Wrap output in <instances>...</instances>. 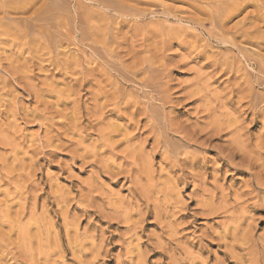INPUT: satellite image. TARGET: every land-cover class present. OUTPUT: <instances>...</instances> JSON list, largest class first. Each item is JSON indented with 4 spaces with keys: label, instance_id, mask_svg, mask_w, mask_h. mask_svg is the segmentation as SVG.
<instances>
[{
    "label": "rangeland",
    "instance_id": "rangeland-1",
    "mask_svg": "<svg viewBox=\"0 0 264 264\" xmlns=\"http://www.w3.org/2000/svg\"><path fill=\"white\" fill-rule=\"evenodd\" d=\"M28 1L0 0V264H264V9Z\"/></svg>",
    "mask_w": 264,
    "mask_h": 264
},
{
    "label": "bare ground",
    "instance_id": "bare-ground-1",
    "mask_svg": "<svg viewBox=\"0 0 264 264\" xmlns=\"http://www.w3.org/2000/svg\"><path fill=\"white\" fill-rule=\"evenodd\" d=\"M27 1H28V0H27ZM30 1H31V0H29L27 3H30ZM32 1H34V0H32ZM32 1H31V2H32ZM220 1H224V2L226 1V2H227L228 0H220ZM235 1H237V2H234V1H233V2H234V5H235V3H236V7H237L236 9H237V10H240L239 8L244 7V6H245L244 4H247L248 2H250V3H248V4H252V3H254V2L251 3V1H256V2H257V6H258L260 9L255 5V3H254V6H256L259 10L264 9V0H235ZM238 1H239L241 4L238 3ZM224 2H223V3H224ZM216 3L218 4L219 2H216ZM220 3H221V2H220ZM237 3H238V5H237ZM31 5H32V4H31ZM219 5H220V4H219ZM223 5H224V4H223ZM234 5H232V6H234ZM248 6H251V5H248ZM238 7H239V8H238ZM29 8H30V7H29ZM219 8H220V7H219ZM21 9H22V8H21ZM21 9H20V10H21ZM24 9H25V8H24ZM24 9H22V10H24ZM234 9H235V7H234ZM117 10H118V9H117ZM257 11H258V10H257ZM37 12H39V11H37ZM263 12H264V11H263ZM260 13H262V12H260ZM258 14H259V12H258ZM226 15H227V14H226ZM261 15H262V17H264V13L261 14ZM248 17H249V15H248ZM248 17L246 16V20H247ZM260 17H261V16H260ZM226 18H227V17H226ZM250 19H251V20L255 19L256 21H259V20H260L259 17H258L257 15H256V16H253V17H250L249 20H250ZM261 19H262V18H261ZM256 21H255V22H256ZM249 22H251V21H249ZM257 26H258V25H254V24H253L251 28H253L254 30H257ZM2 28H3V27H2ZM253 29H252V30H253ZM1 30H2V31H3V30L5 31V29H1ZM243 30H244V29H243ZM7 31H8V30H7ZM221 31H223V30H221ZM5 32H6V31H5ZM33 32H34V31H33ZM239 32H240V31H239ZM239 32H238V34H239ZM241 32H242V31H241ZM254 32H256V31H254ZM220 33H222V32H220ZM243 33H244V35H245L246 37H248L247 39H249V37L252 35V32H250L249 29H248V31H246V30L243 31ZM234 34H235V33H234ZM12 35H13V34H12ZM222 35H223V34H222ZM236 35H237V33H236ZM244 35H243V36H244ZM254 35H255V36H253V39H252V40H256L257 42H259V40L262 39L260 34H258V35H257V34H254ZM239 36H240V35H239ZM44 38H45V37H44ZM242 38H243V37H242ZM251 38H252V37H251ZM16 39H17V37H16ZM245 39H246V38H245ZM260 62H261V61H260ZM143 63H144V62H143ZM261 64H262V63H261ZM262 65H263V64H262ZM143 66H144V64H143ZM263 67H264V66H263ZM142 68H143V67H142ZM151 68H152V67H151ZM151 68H145V69L148 70V69H151ZM137 69H138V68H137ZM135 70H136V69H135ZM147 70H146V71H147ZM152 70H153V69H152ZM139 72H140V71H139ZM150 73H152L151 70H150ZM151 76H152V75H151ZM144 77H145V76H144ZM144 77H143L142 79H144ZM152 77H153V76H152ZM152 77H151V78H152ZM151 78H150V79H151ZM142 79H141V80H142ZM144 80H145V79H144ZM151 80H152V79H151ZM147 82H148V80H147L145 83H147ZM149 83H150V82H149ZM151 83H153V82H151ZM147 84H148V83H147ZM154 84H155V83H154ZM144 85H145V84H144ZM144 85H143V87H144ZM149 85H150V84H149ZM151 85H152V84H151ZM147 86H148V85H147ZM151 87H152V86H151ZM149 88H150V86L148 87V89H149ZM152 88H154L153 90H155L154 85H153ZM152 88H150V89H152ZM153 90H152V91H153ZM157 90H158V89H157ZM114 97H115V96H114ZM146 97H147V96H146ZM163 102H164V101H163ZM116 103H117V102H116ZM204 110H205V109H204ZM204 112H205V111H204ZM150 113H151V110H150ZM153 113H154V112H153ZM210 113H211V112H210ZM208 116H209V115H208ZM155 118H156V117H155ZM156 119H157V118H156ZM150 120H152V119H150ZM215 127H216V126H215ZM170 128H171V127H170ZM199 128H200V127H199ZM217 129H219V128H216V131H217ZM170 130H171V129H170ZM202 130H203V132L200 131V133H204V129H202ZM205 130H206V128H205ZM219 130H220V129H219ZM177 131H179V130H177ZM177 131H176V132H177ZM181 131H182V130H181ZM189 131H190V130H189ZM196 131H197V130H196ZM187 132H188V130H187ZM190 132H191V131H190ZM206 132H207V131H206ZM211 132H212V131H211ZM217 132L220 133V131H217ZM217 132H216V133H217ZM234 132H235V131H234ZM192 133H194V131L191 132V134H192ZM208 133H209V137H208V138H210L211 135L214 136L212 133H210V132H208ZM219 133H218V134H219ZM231 133H232V132H231ZM181 134H182V133H181ZM188 134H189V133H188ZM195 134H196V133H195ZM195 134H194V135H195ZM232 134H233V133H232ZM185 136H187V135L185 134ZM185 136H183V137H185ZM190 136H191V135H190ZM192 136H193V135H192ZM195 136H196V135H195ZM212 136H211V137H212ZM197 137H199V136H197ZM215 137H216V136H215ZM215 137H213V138H215ZM217 137H218V136H217ZM208 138H207V139H208ZM194 139H195V137H194ZM194 139H193L192 137H185V138H184V140H187V142H188V140H189V142H191V141L194 140ZM196 139H197V138H196ZM196 139H195V141H196ZM205 139H206V138H205ZM205 139H204V140H205ZM211 139H212V138H211ZM181 140H183V139H181ZM207 141H208V140H207ZM182 142H183V141H182ZM193 142H194V141H193ZM197 142H198V141H197ZM197 142H196V143H197ZM204 142H205V141H204ZM208 142H209V141H208ZM206 143H207V142H206ZM209 143H210V142H209ZM228 143H231V142L229 141ZM179 144H180V143H179ZM179 144H178V145H179ZM188 144H190V143H188ZM201 144H202V143H201ZM225 144H226V143H225ZM243 144H244V146H243ZM243 144H242V141L239 140V137H238V136L235 137V138H233V139H232V144H231V146L234 145V147H233L234 149H233L232 147H231V149H233L234 151H233V152H230L228 149H226V150H228V151L230 152L229 155H228V157H226V159H228V158H229V159H232V158H235V157H237V156H239V157H240V156H241V157L244 156V157H247V158H248V161H247V162L250 163V165H251V163H252V162H250L251 160H253V163H254V164L257 163V160H258V159H257V156H258L259 154H258L257 152H255V150H254V151H252V150H248L247 147H245V142H244ZM182 145H183V144H182ZM229 145H230V144H229ZM246 145H247V144H246ZM165 146H167V145L165 144ZM165 146H164V148H165ZM185 146H186V145H185ZM188 146H189V145H188ZM208 146H209V145H208ZM223 146H224V145H223ZM176 147H179V146H176ZM180 147H181V145H180ZM248 147H249V146H248ZM166 148H167V147H166ZM183 148H184V147H183ZM226 148H227V146H226ZM229 148H230V146H229ZM180 149H182V147H181ZM221 149H222V148H221ZM250 149H251V148H250ZM254 149H256V148H254ZM173 150H174V149H173ZM175 150H176V149H175ZM219 150H220V149H219ZM226 150H223V151L226 152ZM176 151H177V150H176ZM170 152H173V151H170ZM258 152H259V151H258ZM182 153H183V152H182ZM219 153H220V151H219ZM226 153H227V152H226ZM260 154H261V153H260ZM171 155H172V154H171ZM175 155H177V154H175ZM225 155H226V154H225ZM225 155H224V153H223V155H222L223 158H224ZM172 156H173V155H172ZM178 156H179V155H178ZM222 156H221V157H222ZM239 157H237V158H239ZM241 157H240V158H241ZM258 157H260V156H258ZM174 158H175V157H174ZM218 158H219V157H218ZM240 158H239V159H240ZM191 159H192V158H191ZM224 159H225V158H224ZM261 159H262V158H261ZM176 160H177V159H176ZM176 160H175V161H176ZM183 160H184V159H183ZM219 160H220V159H219ZM242 160H243V159H242ZM263 160H264V159H263ZM193 161H194V160H193ZM238 161H240V160H238ZM238 161H237V162H238ZM258 161H259V160H258ZM260 161H261V160H260ZM190 162H191V160H190ZM229 162H230V161H229ZM233 162H234V161H233ZM231 163H232V162H231ZM259 163H260V162H259ZM187 164H188V163H187ZM227 164H228V163H227ZM234 164H235V163H234ZM234 164H233V166H234ZM242 164H244V163H242ZM263 164H264V161H263ZM263 164L260 163V165H263ZM181 165H182V164H181ZM189 165H190V164H189ZM229 165H231V164H229ZM231 166H232V165H231ZM235 166H236V164H235ZM238 166H239V165H238ZM240 166H241V165H240ZM240 166H239V168H240ZM245 166H246V167H245ZM245 166H243V167L241 166V167H242L243 169L245 168V170L247 169V172H248V173H249V171H250L251 168H252L253 170H255V169H254V166H253V167L250 166V167H251L250 169H249V166H247V165H245ZM247 167H248V168H247ZM256 167H257V166H256ZM258 167H259V166H258ZM258 167H257V168H258ZM223 168H224V167H223ZM232 168H233V167H232ZM237 168H238V167H237ZM233 169H234V168H233ZM256 171L259 172L260 169L258 168V170H256ZM261 171L264 172L263 169H262ZM258 172H256V173L259 174V175L256 176V177H255V175H254V172H251V173L253 174V176H251V177H255V178H256L255 180L252 179V178H251V179L254 180L255 183H257L256 186L258 187V190H259L260 186H262V187L264 186V183H263V180H262V178H261L263 175L261 176V175H260L261 173H260V172L258 173ZM242 173H243V172H242ZM256 173H255V174H256ZM252 174H250V175H252ZM251 179H249V181H250ZM253 183H254V182H253ZM255 183H254V184H255ZM245 184H246V182H245ZM250 184H251V185H250ZM250 184H249L250 186H249L248 184H246L245 186L248 185L249 187H251V186H252V183H250ZM262 184H263V185H262ZM248 186H247V187H248ZM256 186H254V187L256 188ZM260 189H262V188H260ZM251 190H252V188H251ZM253 190H254V188H253ZM256 190H257V189H256ZM263 191H264V190H263ZM252 192H253V191H252ZM252 192H251V193H252ZM257 193H258V192H257ZM263 194H264V192H263ZM255 195H256V194H255ZM260 195H261V194H260ZM256 196H257V195H256ZM256 196H255V197H256ZM258 197H259V196H258ZM258 197H256V199H257ZM259 198H260V197H259ZM260 200H261V199H260ZM255 201H256V200H255ZM257 201H258V199H257ZM263 201H264V200H262V202H263ZM257 203H258V202H257ZM257 203H256V204H257ZM254 204H255V203H254ZM257 205H258V204H257ZM259 207H260V206H259ZM220 208H221V207H220ZM212 209H213V208H212ZM212 209H211V210H212ZM213 210L215 211V210H219V209L217 208V209H213ZM6 211H7V210H6ZM221 211H222V210H221ZM219 212H220V210H219ZM6 213H7V212H6ZM212 213H213V212H212ZM212 213H211V214H212ZM215 213H217V212H215ZM215 213H214V214H215ZM208 215H210V213H209ZM4 217L6 218V217H9V216H8V214H6ZM5 218H3V219H5ZM9 219H10V218H9ZM1 221H2V220H1ZM5 221H6V220H5ZM20 231H21L22 234H26V236H27V235L29 236L28 229H26V228H24V229L21 228Z\"/></svg>",
    "mask_w": 264,
    "mask_h": 264
}]
</instances>
